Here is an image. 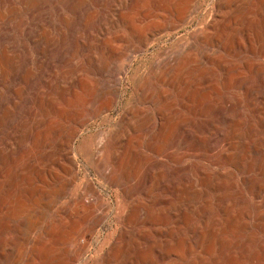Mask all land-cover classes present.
<instances>
[{
  "label": "bare ground",
  "instance_id": "obj_1",
  "mask_svg": "<svg viewBox=\"0 0 264 264\" xmlns=\"http://www.w3.org/2000/svg\"><path fill=\"white\" fill-rule=\"evenodd\" d=\"M195 1L126 0L125 18L123 0H0L3 169L16 154L0 177L3 264H264V0H210L199 28L142 61L143 99L123 116L135 55L197 22ZM178 90L192 126L177 156L124 189L136 162L123 120L169 111ZM102 117L110 124L96 132ZM83 136L93 143L80 150Z\"/></svg>",
  "mask_w": 264,
  "mask_h": 264
},
{
  "label": "rangeland",
  "instance_id": "obj_2",
  "mask_svg": "<svg viewBox=\"0 0 264 264\" xmlns=\"http://www.w3.org/2000/svg\"><path fill=\"white\" fill-rule=\"evenodd\" d=\"M89 1L92 3V0H86V2L88 4H91ZM125 2H126V0H123V15L125 16V18H131L132 12L129 9V7L126 6ZM209 2H210V0H196L194 2V6L195 7H202L203 12L201 9V15H199L197 22H195L193 24L191 23L189 26L190 28L176 30V31H174V33L172 35L164 36L165 39L163 37L162 39H164V40L161 39L154 46V48H151V50H147L142 55H135L136 59L134 58V62L128 68L127 75L123 76V116L126 114L128 109H132V106H133L132 104H135L138 101L143 99L142 93L140 94V92H139V88L143 84V82H142L143 77H142L141 73L138 72L136 69L140 65H142L143 62L144 63H146L147 61L148 62H155V63L160 62L162 60V56L164 55L163 54L164 51L166 52V50L171 49L170 47H172V46L174 47L175 43L177 42V40L179 38L187 37V36H189L191 31H194V29L196 30L197 28H199L200 27L199 25L201 23L203 15L209 11V9H208ZM139 11H140L139 8L138 9L135 8L133 15L138 16ZM193 17H194V15H193ZM123 22H124L123 23V43H125L129 39H131V31L129 29V25H128L127 21H123ZM69 28H73V25L71 24V27L69 25ZM187 30H188V32H187ZM68 39H69V35H67V42H66V45L69 46L70 42L68 41ZM57 46H58V43L56 42V40L50 41L49 48L51 47L54 49V48H57ZM30 49L31 50L33 49V44H30ZM157 51H158V53H156ZM13 67H14V69L16 67L15 61L9 60V62H7V64H6L7 70L12 72ZM196 77H197V75L194 73V75L192 76V78L190 80L195 79ZM184 88H186V85H185V87L184 86L181 87L180 90L184 89ZM180 90H178L174 93V97H173V103H174L173 105L174 106H172L171 107L172 109L170 108L169 111L162 112V110L158 106H154L152 108L153 111H152L148 121H146V122L137 123L135 121L133 125H129L128 121L123 120V133L125 135L124 139L126 140V141L124 140L123 145L125 146V148H126V146L129 148L130 155L132 156V158L135 159V162H136L135 174L137 175V179H136V175H135V177L133 179H131L130 181L126 180L125 177L123 176V186H125V187H123L124 189L127 188L128 186H131V185L134 186L135 188H137L140 184L138 182V178L145 176L147 173L155 172L158 165H159L158 161H162L163 164H167L169 166V165H171V161L175 158V156H177L175 154L176 147L178 146L177 143L182 138L181 136L185 135L186 128L192 126V124L190 122L185 120L186 117L188 116L189 112H188V108L184 107L180 103V98H179V91ZM5 98L6 99L9 98V91L8 90H6ZM128 104L129 105L131 104V105L128 106ZM0 105H1V102H0ZM6 106L7 107L4 110H5V112L7 111L6 112V114L8 113L7 116L9 115L10 119L12 120V118H14V117H13V110H12L11 101H9V103H7ZM209 111H211V113H212V107L210 108ZM111 115H109V117L112 118L113 123H115L114 119L117 115V111L114 110ZM161 115H162V119H161ZM3 118H4V116H3V110H2V112H0V124L1 125L3 122ZM106 118L107 117H102L98 121L99 124H97L95 127H93V129H95V130L97 129L96 132L97 131L101 132L102 130L105 129L104 125L110 124L109 118H108V120ZM160 123H163L165 130H164V132L160 133V136L155 140L154 139V132H156L157 127ZM198 124L202 125L203 122L200 121V122H198ZM1 125H0V140L3 139V132L1 131L2 130ZM91 125L93 126L94 122ZM172 128L175 129V132L173 134L171 131ZM84 137L85 136L80 138V141L78 144V147L80 150H85L87 147H89L93 143V140H91V139L83 142ZM165 138H166V140H165ZM31 143H32V140L30 138L24 139L22 141L23 148L26 149ZM1 148L3 149L2 141H0V158H1ZM170 152H172V153H170ZM173 155H175V156H173ZM15 159H16V154L14 152H12V154L8 155L6 160H5L6 161V167L4 169H3V164L1 165V159H0V177H1V175H4V173H6V171H9L12 169ZM1 168H2V171H1ZM102 186H103V189L106 191L105 195H107L108 193H110L114 196L116 195V190H114L113 187H110V186L105 187V185H102ZM10 197H11V192L7 189L2 196V198H3L2 201H4L6 199L4 202L7 201L6 203H8L10 201ZM123 197H124V194H123ZM44 219H45L44 223L48 222L49 216L45 217ZM85 240H87V242H92V238L90 236H88ZM1 250H2V248L0 247V251ZM146 253H148V252L147 251L144 252L145 256L149 254V253L148 254H146ZM150 254H152V253H150ZM131 260H133V261H131ZM131 260L128 261V260H126V257L123 256V263L124 264H127L126 262H128V264H138V261H136V259H131ZM3 263H4V260H2V258L0 256V264H3Z\"/></svg>",
  "mask_w": 264,
  "mask_h": 264
}]
</instances>
